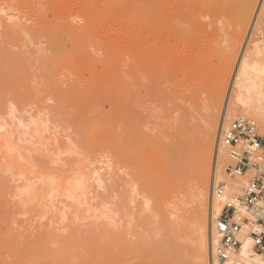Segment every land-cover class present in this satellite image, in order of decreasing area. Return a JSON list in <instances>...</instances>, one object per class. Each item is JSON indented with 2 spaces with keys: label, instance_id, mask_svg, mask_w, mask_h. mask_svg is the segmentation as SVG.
<instances>
[{
  "label": "rangeland",
  "instance_id": "1",
  "mask_svg": "<svg viewBox=\"0 0 264 264\" xmlns=\"http://www.w3.org/2000/svg\"><path fill=\"white\" fill-rule=\"evenodd\" d=\"M207 2L0 0V238L19 250L13 256L5 249L2 260L26 263L25 253L44 248L84 254L94 244L115 251L125 242L132 248L128 264L139 261L143 246L152 251V261L182 264L190 258L197 264L195 190L210 156L205 111L215 99L220 122L234 75L233 69L227 77L230 67L223 62L227 36L218 35L219 2ZM89 13L94 17L87 22ZM179 13L186 16L180 23ZM262 40L256 30L249 41ZM56 47L60 61L52 57ZM187 66L191 72L180 76ZM54 77L69 89L61 104ZM91 77L85 97L83 84ZM233 107L228 120L239 116ZM257 119L264 130V118ZM113 122L128 138L119 157L112 155L115 145L96 152L86 142L94 132L97 141ZM212 147L209 184L216 139ZM181 211L187 229L179 226Z\"/></svg>",
  "mask_w": 264,
  "mask_h": 264
},
{
  "label": "bare ground",
  "instance_id": "2",
  "mask_svg": "<svg viewBox=\"0 0 264 264\" xmlns=\"http://www.w3.org/2000/svg\"><path fill=\"white\" fill-rule=\"evenodd\" d=\"M110 1L111 0H102V2H104L106 4H109ZM255 1L256 0H213V1L208 0V2H207L208 5H213L214 3L219 2V6L216 8L215 17L221 23V25L219 27L218 35H226L227 36V42L224 43L225 46H223L225 48V60L223 62L228 64L230 67V69L227 73V77H229L231 75V72L234 69L232 84H231L230 90L228 92V97H227L226 104H225V108L227 107L226 108L227 109L226 121H229L228 120V110H230L229 109L230 105H233L234 107L238 108L236 110V112L239 113V115L240 114L243 115L245 113H248L247 116H256L257 117V115H259V116L264 118V39L261 42L257 41V42L251 43V44H250V41L248 40L244 44L243 49H242L241 53L239 54L238 59L235 60V58H233V57L237 56V54L239 52L240 45L243 41L244 29L249 24V22L252 18L254 6H255ZM176 3H178V0H175V4ZM261 5L264 6V0H260L258 7H257L258 10H259V7H261ZM258 10H257L256 15L254 17V19L256 18L254 21V24H255L256 28H257V25L258 26L260 25L259 28L261 29L263 25H262L260 18L257 17ZM93 17L94 16L91 13L87 14L86 21L87 22L91 21L93 19ZM184 18H186V16L183 15V13H179L178 16H176V21L180 23V22H182V20H184ZM259 20H260V24H258ZM49 25L53 26L52 21L49 22ZM259 28H258V30H259ZM218 40L219 39H217V43H218ZM221 43L223 45V42H221ZM169 44L170 43H168V45ZM54 46H55V42H54ZM218 48L220 49L221 47H218ZM218 48H216V49L218 50ZM72 51H76V50H72ZM218 51H221V50H218ZM52 57H53V60H57V61H60L62 59V53L58 47L55 48V50L52 54ZM191 70H192L191 66H187V67L183 68L180 76L183 77L186 74H189L191 72ZM129 72H128V74H129ZM92 79H93L92 77L90 79L86 78V84L82 83L83 84V89H82L83 94L82 95H84L85 91L87 89H89V84L91 82L95 81V79L94 80H92ZM226 83H227V81L223 83L224 87H227V86H225ZM227 85H228V83H227ZM53 86H54V89L56 90L57 100L59 101L58 103L61 104L62 101H65V97H66V94H68L69 89L66 90V89L62 88L61 83L58 81L57 77L53 78ZM76 86H77V82L73 84V87H76ZM110 95H113V94L110 93L108 90L106 96L112 99L113 96H110ZM86 96L87 95L85 94V97ZM83 97L84 96H82V98ZM112 105L113 104H110L109 106L111 107ZM249 107L253 109L251 112L248 111ZM218 108H219V105H218L217 101L215 99H213L211 101V103L209 105H207V108L205 111V116L207 118V128H206L207 133L204 137H205V141H206V143H205L206 149H208V150H206V149L205 150L209 151L210 156L207 159V161L205 163H203L201 166L200 173H199V184H198V188H196V190H195V200H194L195 204L194 205H195L196 214H197L196 220H198V221L197 222L194 221V224H195L194 231L196 230L198 232V237H199V247H198V249H197L198 251L196 253L197 264H208V253H207V251L210 249L212 244L215 245L219 242V235L215 230V220L220 215L225 202H227V201L233 202L234 201V199L236 197L235 194L241 189V186L244 184V180H245V178H243V177H240L237 179H233L230 177L224 178L225 173H224L223 167L218 164L219 166H221V168L218 166H216V168H215V162H214V169H216V180H219V179L225 180L227 190L222 196H215L213 198L210 197V200H208L209 194H210L209 171H210L211 162H212V159H211L212 158L211 156L213 153V151H212L213 147L212 146H213V142H215V139H217L216 138L217 137L216 133H217V128H218L217 126L218 125H219V127L221 126L222 119L224 116V113H223V116H222V118H220L221 120L219 122L220 116H219V112H218L219 109ZM104 109H105V107L104 108L102 107L103 111H104ZM235 116H238V115L236 114ZM118 128H120V129L116 130L117 129V123L113 122L111 124V127L100 131L98 139H96L97 141H93V138H96L95 132L93 131L94 133H91L90 135H88L86 137V142H87L88 146L93 148L94 151L99 152L102 149L105 150V148L108 145H115L114 150L112 152V155H114L115 157H119V156L123 155L124 152H122V151L125 149V147H127L128 138H127V136L124 135V131H123L122 127H118ZM115 130L118 132L117 134H116ZM224 154H225L224 150H220L218 152L216 150L215 158H216V156H217V158H220L221 156L224 157L223 156ZM214 161H216V160H214ZM214 169H213V171H214ZM219 169H221V170H219ZM45 176L47 177V175H45ZM48 178L49 177H47V181H45L44 178H41V179H44L43 180L44 184L42 183L44 185V188H46L45 185L48 182ZM86 179H87V177H86ZM53 180H55V182H57V183L59 182V184H60V182H62L59 180L56 181V177ZM44 181L46 182V184ZM61 184L63 185L64 183H61ZM43 185H42V187H43ZM55 185H53V187ZM67 185H66V187L68 189L69 186H67ZM42 187L40 189H42ZM59 187H60V185H59ZM66 187H64V185H63V188H66ZM50 188H51V186H50ZM76 188H77V186H76ZM43 190H40L39 193H41ZM44 191L46 192V189ZM52 192L54 193V190H51V193ZM31 194H30L29 199H31V197H32ZM18 195H20V194H18ZM43 195L44 194L42 193V197H43ZM33 196H34V193H33ZM46 199L47 198H45V200ZM38 200H39V202H42L44 199L42 198V199H38ZM45 200H44V202H42V204L44 203L43 208L45 207L44 205H46ZM207 201H209V204ZM207 204L209 205V211L206 210ZM183 207L184 206L181 205V209H183ZM45 211L46 210H44L42 213L44 214ZM207 211L209 213L208 215H207ZM244 211L246 212V210H244ZM180 213L177 212V214H180ZM185 217H186L185 214L182 212V214L179 216L180 220L178 221L179 226H183V228L185 227V225H187L186 224L187 221H186ZM189 224H191V223L189 222ZM207 227H208L209 231L207 230ZM185 228L187 229L188 226H186ZM248 228H249L248 225H244L243 229H242L243 245L240 249V257L235 258V256H233L231 258V260H229L225 264H264V256L259 254L258 252H256L254 249H252L254 241H253V238L248 234ZM183 230L185 231V229H183ZM207 231L209 232L208 233L209 234V237H208L209 240H207V236H206ZM5 234H7V232ZM0 236H3V235H0ZM5 239L6 238H4V239L0 238V253L1 252L4 253L5 252L4 250L8 249L9 250V251L7 250L8 252L16 253L15 255H18L17 253L19 250L16 252V250L14 249L15 244L7 243L5 241ZM116 240H118V238ZM118 241L120 242V240H118ZM118 241H116V243ZM124 243L125 242H123V244H119V246L118 245L115 246V247L118 246L117 248H119V250H117V248H116V250H117V251L115 250L116 252L113 251L111 246H110V249L104 251V248L101 249L97 244H94L91 247L86 246L89 249H88V252L84 253V254L76 252V251H74V249L72 250L69 248H68L69 251L68 250L66 252L64 251V253L63 252L58 253V251H56L57 253H54L55 251L50 253V251H48L47 248L46 249L44 248L40 251V253L38 251V253L35 255H32L29 252L25 253L23 251L25 253L24 255L27 254L26 255V263H21L16 258L15 259L13 258L14 260L12 259L13 262H8L7 261L8 256H7V258L4 256L6 258V260L4 261V260H2L3 257L0 256L1 257L0 264H128L126 262L128 260L127 255L129 256V254L132 251V248H131V246H129L128 242H126L128 244H124ZM67 245L71 246L72 243H70V244L68 243ZM72 248H73V245H72ZM137 248H139V247H137ZM10 250H12V251H10ZM139 250H140V252H139L140 253L139 254L140 259L138 262L136 261V263L132 262V264H162L161 261H156V260L152 261V254L153 253L150 250V248H148V246H143L142 248H139ZM26 251H29V250H26ZM60 252H61V250H60ZM19 254H20V252H19ZM12 255L14 256V254H12ZM24 255L22 253L23 260H25ZM28 255H31V256L27 260ZM135 256L137 257V255H135ZM154 258H155V256H154ZM137 259H138V257H137ZM189 260H191V259L187 258L186 261L182 264H191V262ZM169 264H175V262L173 260H171V262ZM194 264H195V262H194Z\"/></svg>",
  "mask_w": 264,
  "mask_h": 264
},
{
  "label": "built area",
  "instance_id": "3",
  "mask_svg": "<svg viewBox=\"0 0 264 264\" xmlns=\"http://www.w3.org/2000/svg\"><path fill=\"white\" fill-rule=\"evenodd\" d=\"M257 17L262 28L252 25L248 39L259 31L264 39V9L259 7ZM224 111L222 124L218 129L216 150H224V172L231 178L243 177L244 184L235 194L233 202H225L215 220L219 242L209 249L210 264H225L233 256L240 257L243 245L242 229L248 225V234L253 238V249L264 256V130L256 116H236L226 121ZM216 164L219 158H215ZM225 180H216V169L210 183V197L222 196L226 192ZM246 210V212L244 211Z\"/></svg>",
  "mask_w": 264,
  "mask_h": 264
}]
</instances>
